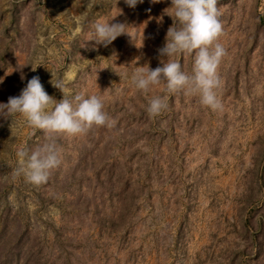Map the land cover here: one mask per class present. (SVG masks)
<instances>
[{"label":"rangeland","instance_id":"1","mask_svg":"<svg viewBox=\"0 0 264 264\" xmlns=\"http://www.w3.org/2000/svg\"><path fill=\"white\" fill-rule=\"evenodd\" d=\"M168 7L0 0V102L38 76L57 101L100 96L111 120L57 135L61 164L33 185L16 153L45 136L0 118V264H264V0L217 1L219 111L163 85L142 93L127 75L166 59ZM115 15L128 34L93 47L92 23ZM174 59L190 73L191 55ZM156 95L167 108L149 117Z\"/></svg>","mask_w":264,"mask_h":264},{"label":"clouds","instance_id":"2","mask_svg":"<svg viewBox=\"0 0 264 264\" xmlns=\"http://www.w3.org/2000/svg\"><path fill=\"white\" fill-rule=\"evenodd\" d=\"M151 2L159 3L162 0ZM169 2L170 7L166 9L170 10V14H166L173 23L166 31L163 46L157 50L159 56L166 59H162L161 66L154 69L148 66L133 67L127 75L134 88L142 93L163 85L167 95L183 92L198 97L199 103L207 109L219 111L223 105L217 96L221 86L217 70L226 51L217 42L222 35L217 0ZM123 3L135 8L143 0H123ZM116 16L92 23L89 40L94 41L93 47H107L121 34H128L125 31L127 26L114 20ZM180 55L192 56L190 73L182 71L180 63L174 59ZM53 86L58 90L62 88L60 83ZM167 95L152 96L147 101L145 111L149 117H157L166 110ZM14 115L22 116L28 126L42 131L45 136V142L30 152L21 148L16 153L21 160L16 174L23 175L33 185L44 184L51 172L61 164L60 151L55 142L57 135L78 136L93 127L111 126L103 98L77 93L71 99L62 94L57 101L44 91L38 76L28 79L18 96H9L6 103L0 102V118L10 119Z\"/></svg>","mask_w":264,"mask_h":264},{"label":"water","instance_id":"3","mask_svg":"<svg viewBox=\"0 0 264 264\" xmlns=\"http://www.w3.org/2000/svg\"><path fill=\"white\" fill-rule=\"evenodd\" d=\"M217 1H219V0H217ZM262 20L264 22V9H263V13H262Z\"/></svg>","mask_w":264,"mask_h":264}]
</instances>
